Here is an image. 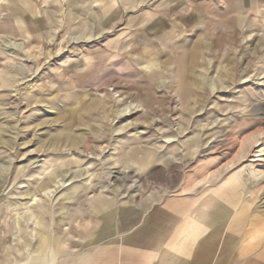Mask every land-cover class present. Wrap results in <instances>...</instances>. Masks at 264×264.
Here are the masks:
<instances>
[{"label": "rangeland", "instance_id": "obj_1", "mask_svg": "<svg viewBox=\"0 0 264 264\" xmlns=\"http://www.w3.org/2000/svg\"><path fill=\"white\" fill-rule=\"evenodd\" d=\"M260 143L264 0H0V264L101 263L121 207L235 171L263 198Z\"/></svg>", "mask_w": 264, "mask_h": 264}, {"label": "crops", "instance_id": "obj_2", "mask_svg": "<svg viewBox=\"0 0 264 264\" xmlns=\"http://www.w3.org/2000/svg\"><path fill=\"white\" fill-rule=\"evenodd\" d=\"M182 1L192 7L206 0ZM260 185L242 180L235 171L198 191L183 188L179 197L145 199L134 215L121 207L118 224L103 229L104 234L118 232V241L113 238L110 245L98 247L93 252L109 256L101 263L88 264H264ZM55 240L45 237L40 241L34 264L54 260L49 250ZM52 251L55 256L57 251Z\"/></svg>", "mask_w": 264, "mask_h": 264}, {"label": "bare ground", "instance_id": "obj_3", "mask_svg": "<svg viewBox=\"0 0 264 264\" xmlns=\"http://www.w3.org/2000/svg\"><path fill=\"white\" fill-rule=\"evenodd\" d=\"M183 81L184 84H189L187 78H185ZM257 147H260V149L256 152V154L253 155L255 158L254 161H262L264 159V144L260 143Z\"/></svg>", "mask_w": 264, "mask_h": 264}]
</instances>
